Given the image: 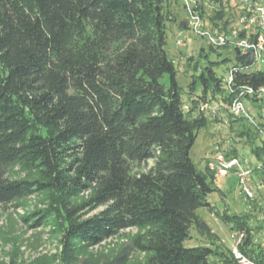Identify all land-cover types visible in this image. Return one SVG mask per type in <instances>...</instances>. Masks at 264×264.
I'll use <instances>...</instances> for the list:
<instances>
[{
  "label": "trees",
  "instance_id": "obj_1",
  "mask_svg": "<svg viewBox=\"0 0 264 264\" xmlns=\"http://www.w3.org/2000/svg\"><path fill=\"white\" fill-rule=\"evenodd\" d=\"M215 1L219 6L206 16L227 31L230 7ZM169 15L165 0H0V205L44 194L46 206L24 220L53 225L61 264H100L82 255L130 228L139 232L107 264H128L134 251L145 254L139 264H211L212 256L236 264L231 250L184 244L192 227L213 237L202 208L245 230L241 249L264 264L252 233L263 226L252 227L248 213L216 211L209 198L220 191L217 173L208 162L200 170L190 155L199 130L218 116L200 104L232 99L216 72L230 60L219 51L228 46L209 44L221 60L201 48L206 61L187 91L186 113L167 48ZM234 53L242 67L237 85L264 87V70L246 67V55ZM240 136L263 163L264 137L249 123ZM149 160L147 171H132V163ZM14 165L36 176L13 179ZM255 171L264 181L263 170ZM86 191L88 199L72 201Z\"/></svg>",
  "mask_w": 264,
  "mask_h": 264
},
{
  "label": "rangeland",
  "instance_id": "obj_2",
  "mask_svg": "<svg viewBox=\"0 0 264 264\" xmlns=\"http://www.w3.org/2000/svg\"><path fill=\"white\" fill-rule=\"evenodd\" d=\"M264 4V0H259ZM236 1L229 2L230 11L229 25L236 23V9L239 7ZM166 8L169 16L174 18L168 21V52L171 59L174 61L177 69V78L179 84L184 90L183 108L188 113L190 99L187 91L190 90L194 75L198 74L205 64V59L199 57L202 47H205L212 60H221L223 55H228L230 60L222 63L216 68L218 76L226 77L232 67L236 64L234 50L219 49L223 52L222 58L218 57L217 53L209 51V43L206 38L197 36L190 28L182 27L181 24L187 19V10L182 0H165ZM233 10V11H232ZM206 27L212 30H223V24L219 27L214 26L207 18H205ZM214 27H213V26ZM225 30V29H224ZM179 34H183L187 40V47L181 50L176 45V39ZM199 61V69L196 70L195 63ZM252 70L264 69L263 64H256L251 67ZM199 93L201 90L198 91ZM211 95V94H210ZM209 95V96H210ZM196 97V96H193ZM192 97V98H193ZM213 105L218 103L211 101ZM233 121V122H232ZM248 122H237L231 115L222 109L218 116L211 117L207 127L202 128L198 132V136L191 149V158L196 166L205 171L207 162L213 160V156L220 150L232 151L236 147L239 150V156L248 160L251 167L259 165L256 157L251 153V145L245 138L240 136V132L244 130ZM260 144V141L257 142ZM153 164L152 160L142 163H132V171L140 173L147 171ZM255 174V173H254ZM36 174L33 171H28L22 165H14L9 170V177L13 179L31 178ZM261 176L255 174L254 181H260ZM215 186L220 191L210 195L209 200L215 210L220 214H226L230 217L251 215L250 224L252 227L262 225L264 229V205H259L260 201H264V191L256 195L255 200H249L241 191L237 177L234 173L227 176L216 174ZM91 195L90 191H86L75 197L73 202H83ZM46 206V198L42 193H36L24 199L13 201L6 205H0V264H61L58 255L61 252L62 245L60 242V234L50 223H45L39 227H32L30 219L24 220L28 213L36 209H43ZM103 207H99L87 213L86 216L93 215ZM199 216L204 219L212 230L213 237H207L195 227L191 229V237L186 240V246L206 245L213 249H218L228 253L232 250L234 240L232 238L231 222L220 218L216 212H212L206 208L199 209ZM261 229L254 235L261 243ZM139 232L137 228H130L121 231L119 234L108 238L98 245L88 248L84 257H93L100 261V264H107L116 254L124 247L128 246L133 237ZM261 246V245H260ZM262 250V248H261ZM145 258V254L134 251L130 257L128 264H139ZM211 264H225L220 257L212 256ZM78 264H82L80 261Z\"/></svg>",
  "mask_w": 264,
  "mask_h": 264
},
{
  "label": "built area",
  "instance_id": "obj_3",
  "mask_svg": "<svg viewBox=\"0 0 264 264\" xmlns=\"http://www.w3.org/2000/svg\"><path fill=\"white\" fill-rule=\"evenodd\" d=\"M182 1L187 10L186 26L197 36L206 38L207 42L214 47L228 46L233 50L237 49L242 55H246L247 58L249 52L253 51L254 62L251 66L246 65V67L251 68L258 63L264 65L263 3L259 0H223L227 5H229V2L236 1L234 6L237 4L239 7L235 11L236 23L232 24L227 31H220L207 28V21L205 20L207 18L206 15L219 6L217 1ZM176 45L181 50L187 47V40L183 34H179L177 37ZM239 70H242V67L239 64L234 65L227 76L223 78L224 87L232 95L230 103L213 105L212 102L205 101L200 104L199 109L216 116L223 106L233 116L245 119L264 137V87L254 88L244 84L237 85L236 73ZM208 165L211 170H214L219 175L227 176L230 173H234L242 193L249 200H255L256 195L264 191V181L261 178L257 183L254 181V175L257 174L256 168L262 169L264 172V161L263 163L259 162V165L253 168L248 160H244L240 156H229L228 150H220L214 154L213 160ZM259 205H264V201H260ZM261 230V243L259 244L264 251V229ZM258 232L252 231L253 234ZM246 237L245 230L234 229L232 231L234 245L231 252L233 259L236 264H259L241 249ZM254 243H258L255 237Z\"/></svg>",
  "mask_w": 264,
  "mask_h": 264
},
{
  "label": "water",
  "instance_id": "obj_4",
  "mask_svg": "<svg viewBox=\"0 0 264 264\" xmlns=\"http://www.w3.org/2000/svg\"><path fill=\"white\" fill-rule=\"evenodd\" d=\"M181 26H182L183 28L186 27V22H183V23L181 24ZM253 62H254V52H253V51H250V52H249V56H248V58H247V60H246V65H247V66H251Z\"/></svg>",
  "mask_w": 264,
  "mask_h": 264
}]
</instances>
